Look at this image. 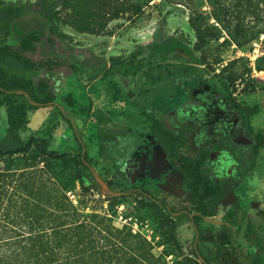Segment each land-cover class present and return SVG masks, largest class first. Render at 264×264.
Returning <instances> with one entry per match:
<instances>
[{
  "label": "rangeland",
  "instance_id": "obj_1",
  "mask_svg": "<svg viewBox=\"0 0 264 264\" xmlns=\"http://www.w3.org/2000/svg\"><path fill=\"white\" fill-rule=\"evenodd\" d=\"M36 1L50 2L0 0V51L20 58L12 74L24 75L38 88L39 98H52L63 108L89 164L112 183L113 192L126 193L111 197L101 190L92 171L79 163L73 130L58 106L47 102L28 112L20 137L43 141L47 150L61 156L41 155L35 143L24 153L0 155V173L7 176L9 190L18 187L20 202L70 203L81 221L101 232L98 238L92 232L98 250L105 246L103 238L118 231V257L139 252L152 257L146 264H204L203 257L209 264H230L224 242L246 249V213L254 214L249 205L258 202L264 210V0H52L59 17L56 31L49 30ZM1 9L20 14L9 24ZM82 27L86 29L78 30ZM30 30L39 31L29 35L39 47L33 54L18 42ZM172 38L187 51L158 54L157 46ZM169 73L173 83L193 75L208 81L250 124L247 140L234 144L238 153L248 154L251 160L245 166L253 173L235 189L240 200L232 202L229 194L217 203L192 206L179 191H165L147 159L136 155L138 144L143 150L151 148L149 126L178 94L164 79ZM4 109L0 104V139L6 131ZM101 131L113 137L103 145ZM140 191L163 200L173 211L186 207L196 214L197 240L187 215L172 216ZM109 227L112 231L107 232ZM260 234L264 238V228ZM261 251L264 264L263 246ZM236 262L251 264V259L241 256Z\"/></svg>",
  "mask_w": 264,
  "mask_h": 264
},
{
  "label": "flooded vegetation",
  "instance_id": "obj_2",
  "mask_svg": "<svg viewBox=\"0 0 264 264\" xmlns=\"http://www.w3.org/2000/svg\"><path fill=\"white\" fill-rule=\"evenodd\" d=\"M179 83L181 94L162 107V116L153 114L157 118L152 121L146 136L152 141L151 148L143 150L138 144L136 155L147 159L165 191H179L185 199L188 197L192 206L201 207L205 201L217 203L219 198L229 194L230 199L240 200L235 189L250 180L253 173L251 167L245 166V162L251 160L248 154L246 151L238 153L234 144L247 140L245 135L250 132V124L240 117V108L208 81L193 75ZM237 132L239 135H236ZM124 164L128 169L129 163ZM140 192L174 217L187 215L194 224L197 240L198 217L192 215L189 208L173 211L163 200ZM249 206L257 218H253L252 212L246 213L243 228L246 249L224 242L223 253L230 259V264H237L236 259L241 256L251 259V264H263L261 250L264 238L260 233L264 228V210L259 209L258 202ZM199 216L202 218L203 214ZM193 247L200 258L196 243ZM203 263L209 264V261L204 260Z\"/></svg>",
  "mask_w": 264,
  "mask_h": 264
},
{
  "label": "trees",
  "instance_id": "obj_3",
  "mask_svg": "<svg viewBox=\"0 0 264 264\" xmlns=\"http://www.w3.org/2000/svg\"><path fill=\"white\" fill-rule=\"evenodd\" d=\"M35 4L36 8L42 10L45 22L49 24V30L56 31V22L59 17L52 9V0L46 5H43L41 1H36ZM1 12L2 18L9 24L20 14L10 9H1ZM84 28L86 29L82 27L78 30H84ZM36 32L39 31L30 30L18 41L27 53L33 54L39 50L33 36H29ZM197 37L200 39L198 33ZM49 45H52V42L46 43V46L49 47ZM31 46L34 49H31ZM196 49L199 48L196 47ZM177 50L187 51L183 44L174 38L157 46L158 54L163 56L175 53ZM19 60V57H13L0 51V104L5 108L6 118L5 136L0 139V155L13 156L24 153L29 150L32 143H35L41 155L60 158L61 154L58 151L47 150L43 141L37 142L30 139L25 142L20 137V131L28 124V112L36 110L37 106L32 105L25 95L18 94L17 91L27 92L30 99L37 103L52 102L53 99L39 98V90L31 85V80L21 74H12L13 64H17ZM111 66H114L113 63ZM164 79L167 80L168 85L178 90L177 95L181 94L180 83H173L174 75L169 73L164 76ZM59 114L73 130L72 122L62 113L61 109ZM101 134L103 137L100 139V145L113 138L107 131H101ZM74 140L80 151L79 163L83 169L89 171L90 169L84 164V161L88 162L86 154L82 151L84 146L75 132ZM5 178L7 176L0 173V264H118V260H124L128 264H146L148 258H152L147 253L139 252L133 256H126L124 252L118 257V231H112L111 227L107 231H112L110 238H103L105 246L102 245L101 250H98V242L95 243L92 232L96 231L97 238L101 232L86 221H81V215L70 203L56 200L47 206L42 203L20 202L18 187H12L10 191V185ZM78 178L81 182L80 175ZM107 185L110 187L112 183L107 182ZM47 197L51 198V196ZM121 242L126 243V239ZM119 249L126 251L127 248L119 247ZM203 259L207 262L204 257Z\"/></svg>",
  "mask_w": 264,
  "mask_h": 264
},
{
  "label": "water",
  "instance_id": "obj_4",
  "mask_svg": "<svg viewBox=\"0 0 264 264\" xmlns=\"http://www.w3.org/2000/svg\"><path fill=\"white\" fill-rule=\"evenodd\" d=\"M17 93L18 94H23V95H25V97L28 99V101L32 104V105H41V103H37V102H33L31 99H30V97H29V95H28V93L27 92H25V91H22V90H19V91H17ZM46 104H50V105H56V106H58L60 109H61V111H62V113L64 114V110H63V108L61 107V106H59L57 103H55V102H47ZM72 127L74 128V124L72 123ZM79 141L82 143V141L79 139ZM83 144V143H82ZM83 154H84V152H85V149H84V147H83ZM82 160L84 161V158H83V155H82ZM84 164L92 171V173H93V176H94V179H95V181L97 182V184L99 185V187L101 188V190L102 191H104L106 194H108V195H110L111 197H118V196H120L121 195V193H119V192H113L110 188H109V186L107 185V183L98 175V173L94 170V168L88 163V162H86V161H84ZM203 261V260H202Z\"/></svg>",
  "mask_w": 264,
  "mask_h": 264
}]
</instances>
